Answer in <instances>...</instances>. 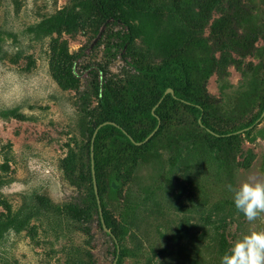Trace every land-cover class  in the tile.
<instances>
[{
	"label": "rangeland",
	"instance_id": "rangeland-1",
	"mask_svg": "<svg viewBox=\"0 0 264 264\" xmlns=\"http://www.w3.org/2000/svg\"><path fill=\"white\" fill-rule=\"evenodd\" d=\"M120 11L135 29L136 58L158 64L186 52L212 70L203 82L212 126L245 125L259 111L264 0H140ZM120 21L104 19L94 0H0V197L11 204L0 264H114L113 242L96 215L87 233L67 211L77 195L63 158L86 143L97 105L86 66L99 65L116 90L138 79L119 50ZM186 117L151 142L122 198L105 202L120 264H220L237 238L264 228L246 220L227 188L250 175L264 179V114L224 141ZM37 193L46 201L40 220L32 216Z\"/></svg>",
	"mask_w": 264,
	"mask_h": 264
},
{
	"label": "trees",
	"instance_id": "trees-1",
	"mask_svg": "<svg viewBox=\"0 0 264 264\" xmlns=\"http://www.w3.org/2000/svg\"><path fill=\"white\" fill-rule=\"evenodd\" d=\"M139 1L94 0L95 7L104 19L121 20L125 27L118 46L123 58L137 71L138 79L127 87L116 90L109 85L99 65L86 66L91 75L93 86L91 88L97 99V105L90 110L86 143L84 146L80 145L78 150L67 153L63 158L67 179L74 186L77 195L76 200L68 205L67 211L77 223L86 228L87 233H90L92 216L96 215L101 229L113 242L116 264H120L123 251L116 231V221L110 215L105 202L122 198L142 154L149 148L151 142L172 124V120L180 118L187 121L186 116H195L199 127L205 129L218 141H224L236 137L240 131H248L264 111L263 101L259 111L245 125L227 130L212 126L208 121L209 109L203 86V82L205 83L212 73L211 69L204 70L197 67L186 52H181L158 64L142 61L131 52L136 32L120 11V4ZM83 55L81 51L77 53L76 58ZM68 60L72 63L71 57ZM69 69L72 72L76 70L73 65ZM168 88H172L173 93H166ZM158 118L161 121L159 125ZM104 121L108 122L99 128L95 136V170L103 216L110 232L104 230L101 221L91 168L92 136L95 128ZM143 123H150L151 127L145 134L139 135L136 128ZM153 130H155L154 134L146 142L136 143L143 141ZM184 135L195 138L199 133L181 132L180 136L184 137ZM1 200L3 199L0 197V206L4 209L0 211V233H5L11 231V204ZM35 201L36 207L32 216L37 214L40 220L44 214L42 209L45 208L46 201L38 193L35 195ZM22 208L21 204L16 214H20ZM16 221L21 226L22 221L17 217Z\"/></svg>",
	"mask_w": 264,
	"mask_h": 264
},
{
	"label": "clouds",
	"instance_id": "clouds-1",
	"mask_svg": "<svg viewBox=\"0 0 264 264\" xmlns=\"http://www.w3.org/2000/svg\"><path fill=\"white\" fill-rule=\"evenodd\" d=\"M235 208L248 222H264V179L248 176L238 186L227 185ZM220 264H264V228L251 229L237 238L221 257Z\"/></svg>",
	"mask_w": 264,
	"mask_h": 264
},
{
	"label": "water",
	"instance_id": "water-1",
	"mask_svg": "<svg viewBox=\"0 0 264 264\" xmlns=\"http://www.w3.org/2000/svg\"><path fill=\"white\" fill-rule=\"evenodd\" d=\"M168 92H171L173 93V89L172 88H168L166 90V93ZM264 114V111L263 113ZM159 119V122H158V125L160 124V118ZM108 121H104L102 123H100L94 130V133H93V136H92V143H91V168H92V175H93V184H94V190H95V193H96V196H97V202H98V206H99V213H100V216H101V221L103 223V227H104V230L105 231H108L110 232V229L109 227L107 226L106 222H105V219H104V216H103V208H102V202H101V198H100V194H99V187H98V183H97V178H96V170H95V147H94V142H95V136L99 130V128L107 123ZM157 129V127H156ZM155 129V130H156ZM155 130H153L143 141H138L136 142L137 144H142L144 142H146L155 132ZM132 140H134L133 137H131ZM116 239V238H115ZM118 251H119V246H118ZM114 264H116V260L114 261Z\"/></svg>",
	"mask_w": 264,
	"mask_h": 264
}]
</instances>
